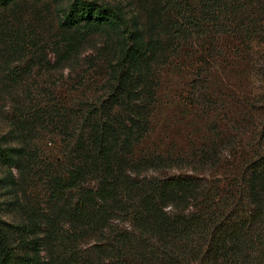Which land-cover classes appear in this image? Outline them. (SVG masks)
<instances>
[{
	"label": "trees",
	"instance_id": "obj_1",
	"mask_svg": "<svg viewBox=\"0 0 264 264\" xmlns=\"http://www.w3.org/2000/svg\"><path fill=\"white\" fill-rule=\"evenodd\" d=\"M139 8L130 19L117 6L72 0L63 14L61 27L74 32L65 43L68 55L86 36L122 37L112 86L83 116L89 131L78 138L68 171L50 176L57 209L46 218V237L37 235L38 226L14 227L0 215V264L86 263L81 241L116 219L130 229H111L95 247L101 264H264V125L253 150L221 179L149 176L141 170L165 167L163 158L137 156L163 65L188 56L199 61L192 67L202 77L212 72L211 61L236 57L264 75V0H139ZM218 151L209 147L203 161L215 167ZM21 158L0 147L5 165Z\"/></svg>",
	"mask_w": 264,
	"mask_h": 264
},
{
	"label": "rangeland",
	"instance_id": "obj_2",
	"mask_svg": "<svg viewBox=\"0 0 264 264\" xmlns=\"http://www.w3.org/2000/svg\"><path fill=\"white\" fill-rule=\"evenodd\" d=\"M90 1L117 6L130 19L141 11L139 0ZM71 2L0 0V147L22 156L14 166L0 161V215L14 227L38 226L42 238L46 218L57 209L50 176L68 171L78 138L88 134L90 122L83 116L110 91L111 64L122 38L117 32L86 36L66 54L74 32L61 22ZM186 57L162 66L150 129L137 147V156L162 157L165 167L158 163L141 171L221 179L253 150V136L264 125V75L247 60L221 56L211 61V73L199 77L192 67L199 61ZM209 147L219 148L215 167L201 156ZM111 229L130 226L116 219L109 229L81 241L83 264H101L95 247Z\"/></svg>",
	"mask_w": 264,
	"mask_h": 264
}]
</instances>
